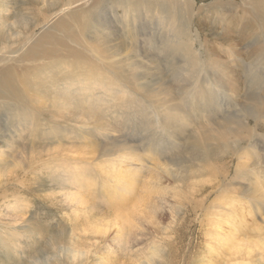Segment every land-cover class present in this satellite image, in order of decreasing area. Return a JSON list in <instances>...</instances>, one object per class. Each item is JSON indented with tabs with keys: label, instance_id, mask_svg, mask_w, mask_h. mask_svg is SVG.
Returning a JSON list of instances; mask_svg holds the SVG:
<instances>
[{
	"label": "rangeland",
	"instance_id": "obj_1",
	"mask_svg": "<svg viewBox=\"0 0 264 264\" xmlns=\"http://www.w3.org/2000/svg\"><path fill=\"white\" fill-rule=\"evenodd\" d=\"M54 1L0 0L3 61L20 33L46 24L24 29L15 17L30 24L34 10L49 22ZM151 1L122 0L142 10L134 22L120 2L102 5H118L103 13L116 55L95 53L114 71L87 66L64 79L42 116L11 101L0 108V264H264V121L236 155L219 152L212 177L194 174L187 150L197 122L243 119L249 86L264 98V7L256 15L240 0H179L181 16L163 9L173 0L145 11ZM74 35L67 45L85 46Z\"/></svg>",
	"mask_w": 264,
	"mask_h": 264
},
{
	"label": "bare ground",
	"instance_id": "obj_2",
	"mask_svg": "<svg viewBox=\"0 0 264 264\" xmlns=\"http://www.w3.org/2000/svg\"><path fill=\"white\" fill-rule=\"evenodd\" d=\"M37 1L39 2V1H44V0H26V4H28V3L34 4ZM114 1L118 2V3L120 2L122 5H119V7L122 8L123 11H127L130 13L129 14L130 20L132 22H134L135 20L138 21V19L140 17L139 15H141L142 10L140 9V7L136 3L123 4L122 0H114ZM240 1L243 4L247 5L248 7L252 8L254 10V12L256 13V15L264 7V0H240ZM125 2H127V0H125ZM153 2H155V3H153ZM160 2H163V0H152L150 3L146 2L147 7L143 8V9L145 11L146 10L147 11H151V10L153 11L154 6L159 5ZM106 3H107V0H57V1L51 2V4L48 6L49 8L47 11H51V10L57 8L56 9L57 11L52 13L54 17L49 22L47 21V19L49 18V15L48 16L46 15L47 17L46 16L43 17L41 14H39V12H37L36 17H35L34 16V14H35L34 10H33L32 14H33V17L35 18V20L30 19V24H28V22H27V21H29V19L23 20L20 17H15V23L14 24L15 25L16 24H22L23 25V23H24L25 24L24 29H27V27L29 25L33 27V26H37L36 24H44L45 22H46V24H44L40 28L39 32L36 33L35 35H33V34L24 35L26 32L25 33L22 32V35H21V33H20L16 37V42L19 40V38H21L18 41V43L19 44L22 43V45H20L17 49L13 50L12 53H9L10 55L13 54V56H14L12 58H11V56L10 57L7 56V58H10V60L3 61L4 57H0V62H2V65H3V62L5 64L6 63L7 64L12 63V64L7 65V66L3 65L2 68L0 69V108L6 107V109L7 108L11 109L12 107L9 103V101H11L15 105L14 106L16 108L15 110L22 111V109L25 107V105H28L34 116L35 115L36 116H42L43 113L46 111V108H44L43 105L41 106L40 103L43 101H44V103L50 102L53 100L52 99L50 100L49 98L55 99V98L59 97V88H60L59 84H62L64 82V79L78 78L79 76H81V74H78V73H80L81 69H83L87 66L88 67L93 66L94 68H97V69L108 70V68H110V67H108L107 65H105L106 67L98 66V60L100 61V59L95 54L96 52H99L100 54L103 55V57L106 60H109V59H111L110 57L112 56L113 53H115V55H116L115 50L117 47H119L117 42H115L116 39L115 40L112 39V38H114V36H116V35H114L115 33L113 34L112 31H109V30L106 32V30L109 27H107V24H105L103 22V13L104 12L106 13L110 9H113V11H116L118 9L117 8L118 5H115V6L104 5V7H102V5L106 4ZM166 4L167 5L165 7H163V9H165V10H176V12H180V15L182 16V13H183L184 8H185L183 6L185 4L182 5L179 0H176V1L173 0V2L171 4H168L166 2ZM218 5L219 4H213L212 7L215 8V7H218ZM60 6H63V8ZM76 6H78V7L74 9V7H76ZM106 6H108V7H106ZM100 7L103 9L102 11H98ZM133 7L136 9H133ZM165 12H168V11H165ZM143 14H144V12H143ZM122 17L125 18V15H123ZM148 17H149V15H148ZM146 18H147V16H146ZM259 18L264 22V14L263 13H262V15H259ZM0 23L2 26L7 27V25H5L6 21L4 23L0 21ZM158 24H160V22H157V25ZM75 28L78 30L80 37H83L85 40V46L82 45V47L80 49H75V48L69 47L66 43V40H65L66 38L68 40L69 39L73 40L75 38L74 37L75 36L74 35ZM97 28H99L100 31L97 30ZM6 34L7 33L5 31H2V30L0 31V42H4L8 39ZM16 34H17V32L15 31L14 36ZM57 34H58V36H57ZM120 44H121V42H120ZM90 52H92V54L94 56L92 59L89 58L87 55ZM126 59H128V58L126 57ZM62 60H67V63H63ZM18 64H21V65H19V67L22 68L21 70L19 67H17V68H19V70L17 68H15L16 66H18ZM25 64H27V65H25ZM246 67L247 66H245V64L241 63L240 68H243V69L240 71L246 70ZM227 68H228L227 66L223 67L224 70H226ZM111 70L114 71L113 69H111ZM125 72H126V70H125ZM133 77H134V75H133ZM145 77H147V76H145ZM110 83L112 84L111 81H110ZM142 83H144V82H142ZM144 85H145V83H144ZM61 87H62V85H61ZM52 89L54 92L52 91ZM163 92H165V91H163ZM169 98H171V97H169ZM228 98H230V97H228ZM163 99H165V98H163ZM243 99H244V102L242 101L243 106L241 103L238 104V109H239L238 111L242 112L243 119H238L236 116H234V118L233 117H227V118L224 117L218 122L215 121L213 123V127L212 126L207 127L206 125L205 126L201 125L198 122H197V125H195V129H194V131H192L194 133L190 134L188 141H187V144H192L198 148V149H196L195 147H187L188 151H190V152L193 151V153H192V159H193L192 160V163H193L192 167L195 168V169H193V172L195 175L199 174L200 176L202 175V176L212 177L211 174L215 168V164L217 163V161L220 160L219 159V152H221V154L224 155L225 157H227L228 154L234 156L239 152L240 147H242L243 145L249 146L251 144V142L253 141V138L255 136L254 134H257V131L255 130L258 126L257 123H261L262 121H264V98L259 97L256 94H253L252 91L250 90V86H249V88H247V90H246V93H244V95H243ZM172 100H174V99H172ZM226 101H227V99H226ZM227 103H228V101H227ZM229 103L231 104L230 101H229ZM45 106H47V105H45ZM176 106H178V105H176ZM54 111L58 115L57 117L62 116L60 113V110H54ZM66 113L67 112H65L64 114H66ZM179 113H180V110H179ZM29 114H30V112H29ZM29 114H28V116H30ZM64 114H63V116H64ZM53 115H54V113H53ZM13 116H14V114H13ZM77 117H75V118L78 119ZM65 119H68V118H65ZM250 119H252L255 122L254 123L255 127H253V128L249 125ZM93 120H94V118H93ZM80 122H82V121L80 120ZM179 134H180V132H179ZM185 139H187V138L185 137ZM256 142H257V140H256ZM254 145H255V141H254ZM59 150L61 152V149H59ZM53 152H54V150H53ZM65 152H66V150H65ZM253 152H255V151H253ZM0 154H1V152H0ZM251 157H253V156L251 155ZM131 158H133V157H131ZM4 161H5V159H4ZM14 164H16V162L13 163V165ZM262 165H264V164H262ZM6 166H8V165H6ZM9 169L10 168H8V169L6 168V170H8V171H9ZM261 172H262V174H264V171H261ZM127 174H129V173H127ZM219 175H221V174H219ZM219 175H217V177ZM217 177L214 176L213 178H217ZM222 187H224V185H222L221 188ZM185 189H187V188H185ZM188 190L189 189H187V191ZM223 190H225V189H223ZM244 192H246V189H243L241 192H238V193H244ZM228 194H229V192L227 193V195ZM230 196H232V195H230ZM223 197H225V196H223ZM75 202H76V199H75ZM236 209H239V208H236V207L235 208L234 207L229 208V210H230L229 214L235 215ZM224 210L226 211V209H224ZM225 213H228V212H225ZM239 215H240V213H239ZM228 216H230V215H228ZM232 218H234V216ZM260 231H258V232H260ZM9 241L5 239L4 243L9 246L10 245ZM10 242H12V240ZM125 244H127V243H125ZM159 253H160L159 250L155 249L153 252V256L159 257Z\"/></svg>",
	"mask_w": 264,
	"mask_h": 264
}]
</instances>
